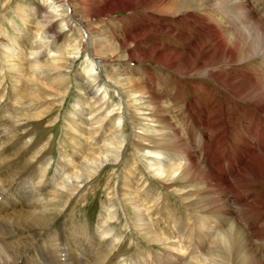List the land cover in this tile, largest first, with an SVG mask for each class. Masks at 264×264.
<instances>
[{
	"label": "rangeland",
	"instance_id": "374dc122",
	"mask_svg": "<svg viewBox=\"0 0 264 264\" xmlns=\"http://www.w3.org/2000/svg\"><path fill=\"white\" fill-rule=\"evenodd\" d=\"M122 1L60 0L52 8L67 10L68 24L60 15L52 31L63 33L52 32L49 40L60 52L72 47L77 53L69 54L74 59L59 80L62 68H34L26 48V41L37 34L38 8L39 17H45L54 4L0 0V119L17 116V144L26 148L21 162L38 160L43 181L55 186L61 176L73 177L58 190L57 203L47 205L52 214L58 212L37 230L40 234L47 229L34 239L25 238L31 248L21 264H41L40 251L45 249L53 252L57 264L61 253L75 247L89 255L94 247L101 248L94 255L107 264H229L226 246L231 238L225 247L215 239L232 224L240 231L234 256L238 263L264 264V0H141L120 9ZM53 18L43 19L51 23ZM142 28L140 37L136 34ZM134 34L136 39H130ZM98 35L106 39L103 44H95ZM174 51L191 54L189 59H170L168 53ZM128 52L131 59H126ZM30 78L34 91L38 86L45 92L20 98ZM142 79L151 88L150 97L161 104L153 118L144 116L133 99L143 91L135 90ZM83 80L91 81L92 91H83ZM208 99L210 108L222 115L211 114L209 122L196 124L193 112L210 113L208 104H202ZM87 113L94 116V126L83 121ZM220 121L225 144L214 150L223 156L217 171L221 178L203 189L207 175L216 169L207 152L222 138L208 130ZM99 126L114 128L119 139L109 144L113 151L107 152V160L84 167L88 172L78 175L85 157L104 153L106 139L95 141ZM184 146L197 164H188L182 178L167 183L161 166L150 165L157 156L154 151L162 148L164 161L169 155L177 163L187 158H179ZM103 233L109 238L103 239ZM57 234L61 239L50 242ZM214 243L218 254L211 252Z\"/></svg>",
	"mask_w": 264,
	"mask_h": 264
},
{
	"label": "bare ground",
	"instance_id": "6f19581e",
	"mask_svg": "<svg viewBox=\"0 0 264 264\" xmlns=\"http://www.w3.org/2000/svg\"><path fill=\"white\" fill-rule=\"evenodd\" d=\"M59 2H60V0H51V3H53L54 5L51 7V9L46 10L47 15L45 17H42V16L39 17L40 10H42L41 8H38V10L36 9L37 10V13H36L37 16L36 17L38 18V20L36 19L37 20L36 21L37 34L33 38L31 37V39L29 41H26L28 43V46H26V48L28 50L27 53L29 55L30 64L32 63L34 68L40 67V69H43L44 67H47V66H50L54 70H56L58 68H60V69L62 68V72H60L62 75L60 74V77H59V80H61L67 74V70H65V68L68 69V67H70L71 62L74 59L73 58L74 56L70 57L69 54L70 53H76V52L72 51V49H73L72 47H71V50L66 49V51H65V49H64V51H65L64 53L60 52L59 50H56L55 47H53L54 43L52 42V40H49V34L50 33L55 32L54 35H58L59 32L63 33V31H59V29L52 31L53 24H54V22H56L57 20L60 19V17H59L60 15L62 16L61 19H62V21H64V24H68V20H67L68 19L67 18L68 12H67V10H66V12H67L66 13L65 10L63 11L61 9L62 7L57 9V10L52 9L56 4L60 5ZM140 2H141V0H123L122 4L120 3L118 5V7L120 9H121V7H125V8L129 7L130 8V7H133L137 3H140ZM111 6H112V4L110 5V7ZM149 7L151 8V6H149ZM111 9L112 8H109L108 11ZM56 12H58V13H56ZM33 13H35V12H33ZM64 13H65V15H64ZM46 17L47 18L48 17H51V18L55 17V18H53L51 23H50L48 21H45ZM144 32H145V30H143V28H142V30L140 29V32L136 35L141 37V35H144L143 34ZM136 35L135 34L131 35V37H129V38L135 40ZM98 38L99 39H96L94 41V42H96L95 44L98 43V45L101 42L103 44V41L106 40V39L103 40L101 36H99ZM137 38H139V37H137ZM156 49H157V47H156ZM156 49L154 48L153 50H156ZM48 53H51V54H48ZM190 54H191V52H177V53H175V51L172 53L171 52L168 53V55L171 57L170 59L176 58L178 55H181V56L185 55L184 57L189 59ZM126 55L128 57L126 59H129V58L131 59V57H132L131 53L129 54V52H128ZM44 56H46V57H44ZM60 61H63V63H61ZM188 64H187V67H188ZM34 68H32V69H34ZM30 72H29V74H30ZM206 74L209 75L210 73L208 72ZM31 75H32V72H31ZM31 75H30V77H31ZM89 76L90 75H88V77ZM93 76L95 77L94 74H93ZM31 78L28 80L29 82H27V86L20 92V96H21L20 98H23L22 95H25L26 97H28L26 94L30 93V92H35L37 95H40L41 92L42 93L45 92L44 89L38 88V86L36 87V89L34 91V89L31 86L32 85ZM47 80H48V78H47ZM93 80H94V78H93ZM123 80L126 83H129L131 81V79H128V78H124ZM132 80H134V79H132ZM141 81H142L141 87L139 86L135 90L137 91V90L142 89L143 91L141 90L142 91L141 94L139 93L140 92L139 91L137 93V95L133 96V99L137 101L135 104L139 105V109L145 111L144 113H142L144 116L152 117L153 112L156 109H159V110L162 109L161 104L157 100H155L156 98L150 97V94H152L151 88L148 86V84L146 82H144L143 79ZM46 86H48V85H46ZM127 86H129V85H127ZM81 87H82L83 91H89V92L92 91L91 81L83 80L81 83ZM51 90L52 89L50 88V91ZM62 92L64 94V91H62ZM201 92L202 93L198 94L199 98L204 100V92L203 91H201ZM134 93H136V92H134ZM46 95L49 96V94L44 95V99L47 100L48 98ZM216 97L218 100H220L218 98V96H215L212 99H216ZM52 100H55V99L52 98ZM210 102H211V99H208L207 101L203 102L202 104L205 105L204 107H206V105L208 104V107L210 108V105H211ZM216 111H218V112H216ZM160 112H163V111H160ZM211 114L219 116V115H222V112L220 110L214 109L213 107H212V109L210 108V113H203V114H199L196 116V112L195 113L193 112V118L195 119L194 122H196V124L197 123H200V124L207 123V122H209V118H210ZM198 116H199V118L197 119ZM182 117H183V115H182ZM83 119H84L83 121L86 124H88L89 126L93 125L94 122H96L94 119V116L91 115V113L85 114ZM186 126H187V128H189L188 125H186ZM19 127H20V124H19V120H18L16 115L11 114L7 118L2 117V119H0V222H2V226L0 225V264H21L22 263L23 258L26 256V254H28V252L30 251V248H31L30 241L26 240L25 238L30 236L34 239L36 236L40 235L41 233L43 234V232L47 229V227L39 234V231L37 230L38 226L41 224L43 225L44 219L47 218L49 220H52L53 218L56 217V214L58 213V212H55L52 214V212H54V210L51 209V211H50V208L47 205L50 204L51 202L57 203V201L59 200V197H60L58 190L62 189L66 185H70V184H68V178L73 179L71 174H69L68 175L69 177H67V178H64L61 176L59 184L58 185L56 184L54 186V185H51L52 181L46 182L47 180H45V181L42 180V177L44 175L43 174V166L39 164L38 160L30 161V162H21V159L23 158L24 154L26 153V152H24V151H26V148H23L22 146H18V144H17L18 143V136L15 135V131ZM187 128L185 127L186 131L188 130ZM224 128H223V121H220V123H216V125L214 127H211L209 130L207 128L209 133L213 134L216 132V134H220V136L222 138L219 140L217 147H213L216 145L212 144L213 146H211V149H209L207 152V154H210L212 156V159H211L212 166L216 167V169L213 170L211 173L209 172V174L207 175L206 181H204L205 184L202 186L203 189L209 188V186L211 187L210 181L215 180V178H221L219 176V174H217V171H218V168L220 166H223V161H222L223 156H220L218 153H216L214 149L220 148L219 146H224V144H225V139L223 138V137H225ZM94 131L99 132V140H95L96 142L100 141L101 139L104 141V138L106 139L105 141H107V143L102 142L103 147L105 146L104 148L102 147L104 153L100 150V151H97L96 154L93 156L89 155L88 157H85L82 160L83 163H80L79 171L81 172V174H78V175H82V174H85L86 172H88L87 170L83 169L84 167L95 166V164H97V167H98L100 164H102L103 161L107 160L108 159L107 158L108 157L107 152L111 151V153H112V151H113V150H110V147H112V146L109 144L110 143L112 144L119 139L118 132L114 128H108V130H107L104 126H102V127L99 126V128L95 129ZM105 133H107V135H105ZM155 136H157V135H155ZM187 136H190V134H187ZM178 137H180V136L176 135V139L180 141V139ZM190 140L192 141V139H190ZM31 145L32 144L28 145V149H30ZM180 146H182V145H180ZM160 150H163V149L158 147V149H156L154 151L155 153H157V156H155L154 158L151 159L152 162L150 165H158V166L160 165L161 166V171L164 174V176L169 177V179H168L169 182H167V183L173 182L178 177L182 178L183 177V170L188 167L187 166L188 164L189 165H191V164L196 165L197 164V161L192 160L190 158V156L188 155L189 146H184L182 149H179L181 151L179 158H183V157H187V158L185 160H180L177 163H174V160H172V157L169 155L166 156L167 158L169 157V160L167 159V161L166 160L164 161L163 157L160 154L161 153ZM38 151H42V149H40ZM92 151L94 152L95 149H92ZM158 155H159V157H158ZM184 161H187V162H184ZM221 161H222V163H221ZM229 162H231V161L229 160ZM157 167H155V168H157ZM221 169L222 168H220L219 170H221ZM174 171H180V173L177 174V177L171 176ZM76 186L77 185H75V187ZM47 187H49V188L47 189ZM217 187H216V190L220 191L221 188L220 187L217 188ZM42 190H45V191L42 192ZM12 201H16L18 203V205H20L21 208L23 207L21 209V211L17 210L19 208V206L17 204H11L10 203ZM203 207L206 209H209L210 205L204 204ZM11 211H13V212L10 213L9 215L6 214V213H9ZM2 218L4 219L3 221L1 220ZM139 220H142V221L144 220L142 215L140 216ZM142 221H140L139 224H142L143 223ZM252 222L253 221L248 222L250 226L253 225L254 222L253 223ZM263 224H264V222H263ZM156 228H158V227L156 226ZM220 232L222 233V237L219 238L220 240L215 239L216 244L219 243L222 245L221 241H223V243H224V242H226V240L231 238L230 245L228 244L226 246V244L224 243L223 246L224 247L225 246L230 247L231 260H229V264H239L238 261L234 257L237 253L239 246H240V244L237 243V238H238L237 236H239L238 234L240 233L239 228H236L235 224L234 225L232 224V225H230L229 228L222 230ZM220 232L218 234H220ZM68 235L69 234H67L66 236H68ZM209 236H207V239ZM102 238L108 239L109 236H108V234L105 235L103 233ZM214 244H212L214 246V248H212L213 250H211V252H215L216 254L220 253V249L218 248V246L216 244L215 245ZM105 247L106 246H104L103 249H106ZM95 249H96V247H94L92 254L89 255L83 248L75 247L73 249L74 251H69L68 253L67 252L61 253L60 256L58 257V260H56V263L57 264H107V260L106 261L99 260L98 255L97 254L94 255L97 251H100L101 248H99L97 250H95ZM243 253H244V251H243ZM52 256H54V254L51 250H49V249L41 250L40 255H39V261H41V264H54V261H53L54 257H52ZM118 263H122V261L120 260V261L115 262V264H118ZM26 264H30V263H26ZM168 264H179V263L176 261H172ZM202 264H203V262H202ZM205 264H207V263H205Z\"/></svg>",
	"mask_w": 264,
	"mask_h": 264
}]
</instances>
